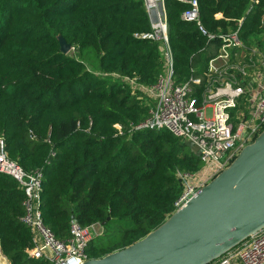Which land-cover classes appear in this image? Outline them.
Here are the masks:
<instances>
[{
  "label": "trees",
  "instance_id": "1",
  "mask_svg": "<svg viewBox=\"0 0 264 264\" xmlns=\"http://www.w3.org/2000/svg\"><path fill=\"white\" fill-rule=\"evenodd\" d=\"M189 1L163 0L177 82L204 69L219 45L181 19ZM197 1L210 33L235 30L245 18L242 39L264 51V0L248 16L252 0ZM151 32L142 0H0V140L11 161L41 171L42 220L60 241L71 238L72 220L102 226L88 243L89 259L123 250L163 224L184 192L177 173L202 166L170 132L135 131L154 103L96 75L155 84L165 60L160 41L142 38ZM25 201L21 185L0 173L2 254L10 264H52L30 255Z\"/></svg>",
  "mask_w": 264,
  "mask_h": 264
},
{
  "label": "built area",
  "instance_id": "2",
  "mask_svg": "<svg viewBox=\"0 0 264 264\" xmlns=\"http://www.w3.org/2000/svg\"><path fill=\"white\" fill-rule=\"evenodd\" d=\"M142 1L152 24V32L142 38L162 43L163 75L152 85L119 74L96 75L112 77L154 103L150 116L136 126L135 131H168L184 143L191 141L197 147L196 154L202 164L200 170L197 173H177L184 187L175 204L177 212L226 170L241 150L264 131V51L242 39L240 32L245 18L238 22L235 30L212 34L202 24L198 1L191 0L190 10L184 12L181 19L196 24L208 42L217 41L219 45L204 69H191L188 78L177 82L165 9L163 13L161 8L163 0ZM258 1L252 0L247 16ZM197 71L201 75L197 76ZM0 173L15 179L25 192L23 222L33 234L32 257L46 259L52 264H84L90 260L86 253L88 243L102 232V226L96 224L84 228L72 220L71 238L60 241L42 220L41 171L27 173L11 161L2 140ZM212 264H264V229Z\"/></svg>",
  "mask_w": 264,
  "mask_h": 264
},
{
  "label": "water",
  "instance_id": "3",
  "mask_svg": "<svg viewBox=\"0 0 264 264\" xmlns=\"http://www.w3.org/2000/svg\"><path fill=\"white\" fill-rule=\"evenodd\" d=\"M161 8L164 13L163 2ZM59 43L63 54L71 52L64 38L59 37ZM186 146L197 153L191 141ZM263 229L264 131L146 237L84 264H212Z\"/></svg>",
  "mask_w": 264,
  "mask_h": 264
},
{
  "label": "crops",
  "instance_id": "4",
  "mask_svg": "<svg viewBox=\"0 0 264 264\" xmlns=\"http://www.w3.org/2000/svg\"><path fill=\"white\" fill-rule=\"evenodd\" d=\"M0 264H10L7 258L2 254L1 248H0Z\"/></svg>",
  "mask_w": 264,
  "mask_h": 264
},
{
  "label": "rangeland",
  "instance_id": "5",
  "mask_svg": "<svg viewBox=\"0 0 264 264\" xmlns=\"http://www.w3.org/2000/svg\"><path fill=\"white\" fill-rule=\"evenodd\" d=\"M208 116H211V113H210V111H208Z\"/></svg>",
  "mask_w": 264,
  "mask_h": 264
}]
</instances>
